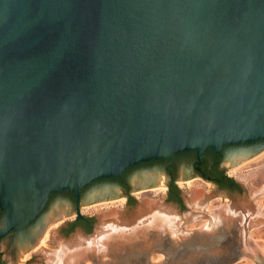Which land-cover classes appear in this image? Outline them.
I'll return each mask as SVG.
<instances>
[{"label":"water","instance_id":"1","mask_svg":"<svg viewBox=\"0 0 264 264\" xmlns=\"http://www.w3.org/2000/svg\"><path fill=\"white\" fill-rule=\"evenodd\" d=\"M223 146L225 170L264 151V0H0L4 260L18 244L34 249L48 226L70 214L69 222L88 217L80 212L84 205L108 203L96 219L123 228L117 237L130 241L142 236L151 215L141 219L155 213L170 216L150 223L169 239L170 233L206 235L216 225L211 216L221 211L218 221L230 227L238 205L211 184L214 193H181L185 211L166 197L144 199L133 221H123L126 210L109 206L123 197L118 185L83 191L146 162ZM152 167L127 175L130 192L168 191L169 177ZM180 180L191 177L179 169ZM59 192L73 195L75 209L65 194L48 201ZM260 194L240 206L241 244L216 264L254 259L248 234L264 224L254 204ZM217 198L229 203L205 212ZM204 219L208 225L197 233L184 231ZM59 230L48 245L74 235L59 253L74 250L84 258H94L87 250L104 231L90 237L76 229L63 237Z\"/></svg>","mask_w":264,"mask_h":264},{"label":"rangeland","instance_id":"2","mask_svg":"<svg viewBox=\"0 0 264 264\" xmlns=\"http://www.w3.org/2000/svg\"><path fill=\"white\" fill-rule=\"evenodd\" d=\"M237 169L236 171H232ZM227 175L233 178L242 185L243 193L241 196H236L234 201L238 205L236 208L237 213L231 216L234 222L230 227L226 226L223 222H219V215L225 213L218 212L212 217V224H216L213 229L207 230L206 235H185L182 237H175L170 233V238L160 234L161 228L146 222L142 236L135 241H130L126 238H119L122 235V228H116L117 225L112 221L100 223L96 216L106 210L108 203L96 205L81 206L80 212L86 214L88 217L94 218V224L91 232L88 234L94 237L99 229H103L102 241H99L87 252L94 256L80 260L78 258L75 262L69 264H216L217 261L223 256L228 254L234 248L241 244V228H242V214L241 207L245 204L246 199H251L254 194L261 192L254 204L257 205L259 210L263 213L259 220L264 221V151L257 154L253 158L245 161L244 163L226 170ZM175 186L181 193L188 194L192 190H202L206 194L214 193L210 184L202 179H192L187 181H176ZM144 192H130L133 197L134 203L132 205L125 204V197L119 198L111 202L109 206L115 209L126 210V215L123 221H133L139 214V203L144 199H161L163 200L167 195V190H157ZM229 203L224 198H217L208 203L205 212L212 213L214 211L225 208V204ZM185 211V205H183ZM219 214V215H218ZM67 219L62 222L56 223L53 226H48L46 231L49 232L48 240L45 245H41V237L39 236L34 249L23 250L20 244L14 254L4 260V264H59V259L64 253H59L64 245L71 243L75 238L74 235L69 236L67 241L55 239L50 247L48 242L50 234L64 226L67 222L74 218V214H70ZM152 214L144 216L141 220L149 217ZM139 218V217H138ZM208 225V220L204 219L199 222H192L185 226L184 231L188 233H197L200 229ZM249 231V245L255 252L254 259H243L235 264H264V224L253 225ZM116 228V229H115ZM38 229V226L33 229ZM53 247V248H52ZM41 249H45L47 253H41ZM49 252V253H48ZM56 252V254L54 253ZM59 253V254H58ZM27 255V256H25ZM25 257V258H24ZM61 264V263H60ZM68 264V263H66Z\"/></svg>","mask_w":264,"mask_h":264},{"label":"flooded vegetation","instance_id":"3","mask_svg":"<svg viewBox=\"0 0 264 264\" xmlns=\"http://www.w3.org/2000/svg\"><path fill=\"white\" fill-rule=\"evenodd\" d=\"M226 149H228L227 146H223L219 152H215L213 149H207L201 155L197 154L195 151H186L174 155L172 161L146 162L126 170L118 178L96 181L90 184L88 187L84 188L83 191H85L89 187L98 184L114 183L122 189L123 197L127 198V201H129L131 199V196L129 191V184L126 180L127 175L139 169L153 168L152 166H156V167L160 166V168L169 177V181H168L169 189L172 185L175 184L176 179L178 177V170L180 169L184 175L190 176L191 180L202 179L206 183L211 184L214 187L215 192L221 193L222 195L230 198L231 200H234L236 196L242 195L243 188L240 183L231 182L228 181L227 179V177L229 176L227 175V172L222 165V159ZM62 194L66 195V200L70 203V205L74 207L73 209H75L76 199L73 197L71 193L68 192H59L56 194H51L49 195L48 201L51 198L58 197ZM2 215L3 212L0 209V219L2 218ZM77 220H80L82 222L85 220V217L83 219H77ZM76 229H79L84 233H86L82 225L66 224L64 225L63 230H59V234L63 237H67ZM67 232L70 233L66 236L65 234ZM3 239L4 238L0 239V243ZM0 264H4V259L1 250H0Z\"/></svg>","mask_w":264,"mask_h":264},{"label":"trees","instance_id":"4","mask_svg":"<svg viewBox=\"0 0 264 264\" xmlns=\"http://www.w3.org/2000/svg\"><path fill=\"white\" fill-rule=\"evenodd\" d=\"M228 181L231 182H237L236 180H234L233 178L227 177ZM166 201L167 202H173L175 204H177L181 210H184L183 207V200L181 198V191L174 185H172L170 187V189H168L167 191V195H166ZM134 203L133 198H131L129 201H127L128 206L132 205ZM66 224H70V225H82L86 231V233H90L94 224V218L92 217H85L84 221H80V220H73L71 222H67ZM65 224V225H66ZM64 226H61L60 230H63ZM72 232V231H71ZM70 232H67L65 235L67 236Z\"/></svg>","mask_w":264,"mask_h":264},{"label":"bare ground","instance_id":"5","mask_svg":"<svg viewBox=\"0 0 264 264\" xmlns=\"http://www.w3.org/2000/svg\"><path fill=\"white\" fill-rule=\"evenodd\" d=\"M237 169H233L232 171H236ZM155 188H158L157 190H164L165 188H163V187H161V186H155L154 187V189H152V190H150V191H154L155 190ZM140 192H143V191H140ZM197 194V193H196ZM198 197V196H197ZM197 197H193V198H197ZM141 212H145V209H141ZM166 212H168V211H166ZM169 213V212H168ZM222 213H224V212H222ZM62 216L63 215H65V213H60ZM166 213H160V215L158 214H153V215H151L150 217H149V221H150V223H157L158 222V219H160L159 221H161V222H165V221H167L168 220V218L170 217V216H167V215H165ZM219 215V214H218ZM220 217L221 216H223V215H219ZM170 220H171V218H170ZM169 221V220H168ZM60 222H62V221H60ZM58 223V222H57ZM169 223V222H168ZM56 225V224H55ZM53 226V225H52ZM119 227V226H118ZM118 227H116V228H118ZM115 228V229H116ZM123 228H122V233H123ZM48 236H49V232L48 231H46V233L44 234V236L42 237V239H41V245H45V242L48 240ZM75 251H77V250H75ZM59 254V253H58ZM25 256H27V255H25ZM84 255L83 254H78L77 252H74V250L73 251H71L70 253H69V255L68 256H62L60 259H59V261H58V263L60 264H66V263H70V262H75L78 258H80V259H82V258H84L83 257ZM25 258V257H24Z\"/></svg>","mask_w":264,"mask_h":264}]
</instances>
